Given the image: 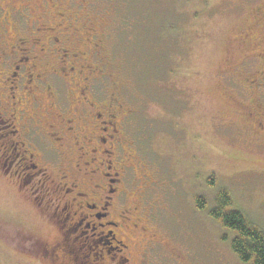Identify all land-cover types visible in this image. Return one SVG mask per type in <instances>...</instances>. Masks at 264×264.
Returning a JSON list of instances; mask_svg holds the SVG:
<instances>
[{
	"label": "rangeland",
	"instance_id": "374dc122",
	"mask_svg": "<svg viewBox=\"0 0 264 264\" xmlns=\"http://www.w3.org/2000/svg\"><path fill=\"white\" fill-rule=\"evenodd\" d=\"M56 2L90 30L80 48L105 75L101 91L94 81L95 103L106 107L114 94L132 113L125 136L135 167L127 189L151 176L141 199L165 245L152 264H249L236 257L232 232L207 209L224 188L234 208L264 229V145L255 114H264V92L249 93L243 80L262 57L257 17L264 0ZM20 191L0 174V264H48L43 243L52 238ZM200 195L206 209L195 205ZM176 252L177 260L167 257ZM138 258L135 250L131 263L141 264Z\"/></svg>",
	"mask_w": 264,
	"mask_h": 264
},
{
	"label": "flooded vegetation",
	"instance_id": "af4514ba",
	"mask_svg": "<svg viewBox=\"0 0 264 264\" xmlns=\"http://www.w3.org/2000/svg\"><path fill=\"white\" fill-rule=\"evenodd\" d=\"M68 17L56 0H0V174L43 217L52 238L43 243L48 264H132L135 250L139 263L152 264L165 245L141 199L151 176L144 173L140 186L127 189L135 167L125 127L132 113L114 94L106 107L95 103L103 67L80 48L90 30ZM257 21L264 28V13ZM262 50L258 67L243 79L258 96ZM255 110L261 146L264 114ZM167 257L177 260L179 253Z\"/></svg>",
	"mask_w": 264,
	"mask_h": 264
},
{
	"label": "trees",
	"instance_id": "16d2710c",
	"mask_svg": "<svg viewBox=\"0 0 264 264\" xmlns=\"http://www.w3.org/2000/svg\"><path fill=\"white\" fill-rule=\"evenodd\" d=\"M213 181L214 176L211 175L208 184L212 186ZM195 203L199 209L207 207L204 196H196ZM207 212L232 232L230 247L240 261L264 264V229L251 221L244 212L234 208L232 197L226 189L219 188L216 191L214 205Z\"/></svg>",
	"mask_w": 264,
	"mask_h": 264
},
{
	"label": "bare ground",
	"instance_id": "6f19581e",
	"mask_svg": "<svg viewBox=\"0 0 264 264\" xmlns=\"http://www.w3.org/2000/svg\"><path fill=\"white\" fill-rule=\"evenodd\" d=\"M196 204V203H195Z\"/></svg>",
	"mask_w": 264,
	"mask_h": 264
}]
</instances>
